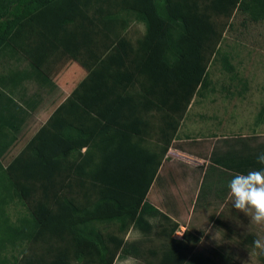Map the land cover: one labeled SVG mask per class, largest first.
I'll list each match as a JSON object with an SVG mask.
<instances>
[{
	"label": "trees",
	"instance_id": "1",
	"mask_svg": "<svg viewBox=\"0 0 264 264\" xmlns=\"http://www.w3.org/2000/svg\"><path fill=\"white\" fill-rule=\"evenodd\" d=\"M235 12L264 24V0H0V50L29 23L86 73L20 152L5 167L0 161V205L17 197L30 211L18 225L0 212V248L29 244L14 264H114L120 255L139 257L135 264H211L192 254L196 238L172 239L176 225L146 202L167 151L144 137L149 113L116 115L134 106L135 86L182 120L209 86L207 69ZM128 17L143 34L115 40L112 30ZM222 62L232 70L227 56ZM12 143L0 142V155ZM148 209L159 218L155 231ZM103 223L118 234L137 228L142 239L127 243Z\"/></svg>",
	"mask_w": 264,
	"mask_h": 264
},
{
	"label": "rangeland",
	"instance_id": "2",
	"mask_svg": "<svg viewBox=\"0 0 264 264\" xmlns=\"http://www.w3.org/2000/svg\"><path fill=\"white\" fill-rule=\"evenodd\" d=\"M127 19L125 23L122 21L120 23L123 30L119 29L117 32L115 29L112 30L115 40L124 34L131 39L143 34L144 25L142 23L135 22L132 17ZM11 37L10 42L0 50V88L3 89L0 91V104L10 110L0 109V120L8 122L0 129L4 128L1 130L8 131L10 133L8 138L13 142L0 155L3 167L20 152L27 141L45 123L46 116L42 115L37 120L32 118L31 113L38 110L33 109V111L29 108L28 111L29 106L27 105L33 102L36 96L41 98L46 95L53 97L52 101L56 108L86 75L82 68L68 59L32 24L26 23L21 26ZM224 55L228 57L232 66L230 71L224 68L222 62ZM207 74L209 86L195 97L192 101L194 103L191 102L188 120H191L195 114L203 113L206 116H212L214 120L224 119L225 125H228L226 127L232 125L230 130L234 132L240 128L256 127L258 113L264 106V24L252 22L247 15L235 12L223 34L219 52L212 58L207 69ZM23 87L27 88L24 89V93L21 91ZM134 87L132 88L135 91L136 87ZM134 91L132 94L138 95L137 91ZM134 95L129 97L134 106L129 102L132 109L127 108L128 112L122 111L117 114L118 120L132 119L131 117L136 113H149L152 108L155 119L158 118L157 112L163 113L155 108L156 105L146 97L140 94L137 97ZM53 110L47 109V112L51 114ZM11 111L17 114L16 119L11 120L14 113ZM5 112L9 114H5L3 118ZM143 118L151 122L148 117ZM126 125L123 127H127ZM141 127L144 128V124ZM1 133L4 134V132ZM188 134L190 135L191 132ZM0 187H2L1 184ZM0 209L1 214L8 219L10 224L18 225L19 221L30 218V211L24 201L17 197L6 199L4 204L0 205ZM97 226L104 231L119 235L127 243L141 239L139 232L136 233L130 229L124 234H118L115 224L103 223ZM28 246L27 241H16L13 244L6 242L0 248V260L4 261L3 264H14L21 259L22 252L25 249L27 251ZM138 261L139 257L120 255L115 259L114 264H135Z\"/></svg>",
	"mask_w": 264,
	"mask_h": 264
},
{
	"label": "crops",
	"instance_id": "3",
	"mask_svg": "<svg viewBox=\"0 0 264 264\" xmlns=\"http://www.w3.org/2000/svg\"><path fill=\"white\" fill-rule=\"evenodd\" d=\"M25 87L21 89L22 93L27 89ZM52 99L46 95L41 98L36 96L27 105V110H38L31 113V117L37 120L44 115L47 120L50 116L47 109H55ZM192 103L182 120L170 117L159 109L161 113H156L158 118L155 119L152 110L147 116L151 122L144 137L167 147V151L150 186L146 202L176 225L172 239L183 241L184 235L197 239L193 255L208 258L211 264H264V250L253 247L255 239H264V225L250 223L248 217L231 205L227 188L229 177L221 171L228 168L247 172L259 167L256 157L264 152V106L258 113L256 127L240 128L234 132L230 130L232 125L226 127L228 125H225L224 119L214 120L203 113L195 114L196 117L193 115L188 120ZM0 109L10 111L1 104ZM5 114L9 112H5L3 118ZM16 115L14 112L11 120L16 119ZM166 118L170 122L169 127L164 123ZM7 124L0 120V127ZM1 129L0 133L4 132L5 137L1 133L0 142L4 145L10 139V133ZM145 219L155 231L159 218L154 216L153 210H146ZM210 226L213 231L205 235L203 227ZM185 229L188 231L185 232ZM215 229L224 232L223 240L219 243L212 239ZM130 230L141 234L137 228L131 227Z\"/></svg>",
	"mask_w": 264,
	"mask_h": 264
},
{
	"label": "clouds",
	"instance_id": "4",
	"mask_svg": "<svg viewBox=\"0 0 264 264\" xmlns=\"http://www.w3.org/2000/svg\"><path fill=\"white\" fill-rule=\"evenodd\" d=\"M256 163L259 167L247 172L233 171L228 168H222L221 171L225 172L229 177L227 188L231 205L238 212L248 217L250 223L264 225V152L257 155ZM205 223H207V220ZM187 231L185 229V232ZM212 231L211 226L209 228L203 227L205 235ZM223 237V230H214L213 240L219 243V241L223 240ZM201 242H203V237H201ZM253 247L254 249L264 250V239H255Z\"/></svg>",
	"mask_w": 264,
	"mask_h": 264
}]
</instances>
